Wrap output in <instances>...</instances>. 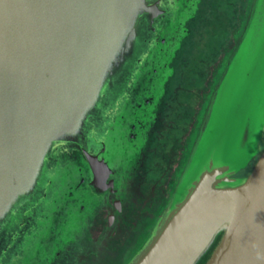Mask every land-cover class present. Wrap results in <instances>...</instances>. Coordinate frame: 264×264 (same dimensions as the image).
<instances>
[{"label":"water","instance_id":"water-1","mask_svg":"<svg viewBox=\"0 0 264 264\" xmlns=\"http://www.w3.org/2000/svg\"><path fill=\"white\" fill-rule=\"evenodd\" d=\"M199 2L0 0V264H106L88 227L133 180ZM193 139L123 262L264 264V0Z\"/></svg>","mask_w":264,"mask_h":264},{"label":"flooded vegetation","instance_id":"flooded-vegetation-1","mask_svg":"<svg viewBox=\"0 0 264 264\" xmlns=\"http://www.w3.org/2000/svg\"><path fill=\"white\" fill-rule=\"evenodd\" d=\"M250 4L251 0H200L171 62L173 73L157 107V122L141 163L120 205L111 196L96 212L86 233L90 242L114 248L117 253L120 247L125 250L135 241V233L169 201L220 64L235 44ZM98 219L103 228L94 236L92 229Z\"/></svg>","mask_w":264,"mask_h":264},{"label":"rangeland","instance_id":"rangeland-1","mask_svg":"<svg viewBox=\"0 0 264 264\" xmlns=\"http://www.w3.org/2000/svg\"><path fill=\"white\" fill-rule=\"evenodd\" d=\"M250 168H251V166L247 167L246 169H243L241 171V173H246ZM102 228H103V223L101 222V219H98L96 224L94 225V227L92 229V234L94 236L98 235L100 233V231L102 230ZM122 251H123L122 247L119 248V251L117 253L114 250V248H110V247L100 245L99 247L96 248V253L94 254V256L96 258L99 257V255L103 256L106 264H111V263L125 264L124 263L125 258L127 259L130 257V252L125 256V254L122 255ZM90 253H91V251L86 252L87 259L89 258V256L91 257ZM72 264H90V263L87 262V260L81 261L80 258H78Z\"/></svg>","mask_w":264,"mask_h":264},{"label":"trees","instance_id":"trees-1","mask_svg":"<svg viewBox=\"0 0 264 264\" xmlns=\"http://www.w3.org/2000/svg\"><path fill=\"white\" fill-rule=\"evenodd\" d=\"M212 250L209 251L203 258V260L199 263V264H205L206 260L208 259V257L210 256Z\"/></svg>","mask_w":264,"mask_h":264}]
</instances>
